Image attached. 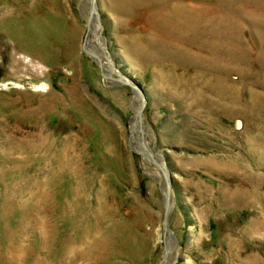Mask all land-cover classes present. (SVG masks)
<instances>
[{
    "label": "rangeland",
    "instance_id": "374dc122",
    "mask_svg": "<svg viewBox=\"0 0 264 264\" xmlns=\"http://www.w3.org/2000/svg\"><path fill=\"white\" fill-rule=\"evenodd\" d=\"M166 251L264 264V0H0V264Z\"/></svg>",
    "mask_w": 264,
    "mask_h": 264
},
{
    "label": "bare ground",
    "instance_id": "6f19581e",
    "mask_svg": "<svg viewBox=\"0 0 264 264\" xmlns=\"http://www.w3.org/2000/svg\"><path fill=\"white\" fill-rule=\"evenodd\" d=\"M90 24H91L90 25V31H89L88 37L86 38L87 40L85 42V48L90 52V54L92 55V57L96 61H98L100 64H102V67H103L105 73L111 72L112 68L110 67L109 62L107 63V61H106L107 58L103 57L102 52L100 53L97 49L92 48V37H98V33H97L96 21H93ZM139 121L140 120L138 117H135L133 119V123H135V124H137V123L139 124L140 123ZM166 243H167L168 250H170L171 249L170 235L167 236Z\"/></svg>",
    "mask_w": 264,
    "mask_h": 264
},
{
    "label": "water",
    "instance_id": "95a60500",
    "mask_svg": "<svg viewBox=\"0 0 264 264\" xmlns=\"http://www.w3.org/2000/svg\"><path fill=\"white\" fill-rule=\"evenodd\" d=\"M169 191H170V189H169ZM167 256H168V252L166 251V254H165V256H164V258H163V260L161 261L160 264H163V262L166 260Z\"/></svg>",
    "mask_w": 264,
    "mask_h": 264
}]
</instances>
